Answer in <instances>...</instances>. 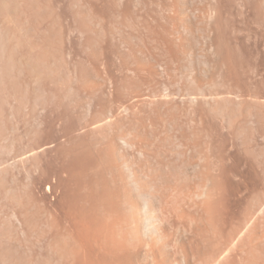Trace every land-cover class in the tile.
I'll list each match as a JSON object with an SVG mask.
<instances>
[{
  "label": "rangeland",
  "instance_id": "rangeland-1",
  "mask_svg": "<svg viewBox=\"0 0 264 264\" xmlns=\"http://www.w3.org/2000/svg\"><path fill=\"white\" fill-rule=\"evenodd\" d=\"M140 262L264 264V0H0V264Z\"/></svg>",
  "mask_w": 264,
  "mask_h": 264
},
{
  "label": "bare ground",
  "instance_id": "bare-ground-1",
  "mask_svg": "<svg viewBox=\"0 0 264 264\" xmlns=\"http://www.w3.org/2000/svg\"><path fill=\"white\" fill-rule=\"evenodd\" d=\"M104 120H105V119H104ZM100 121H101V120H100ZM128 179L132 180V178H131V177L129 178V176H128ZM128 179H127V183H128V182H131V181H128ZM132 181H134V180H132ZM135 182H136V181H134V183L131 182V183L129 184V185H131V188H133L132 186H134L135 184H136V185H135V188L137 187V182H136V183H135ZM123 187H124V186H123ZM139 187H140V186H138L137 189H138ZM131 188H130V189H131ZM133 189H134V188H133ZM137 189H136V190H137ZM139 189H140V188H139ZM139 189H138V190H139ZM124 190H125V189H124ZM136 190H135V191H136ZM141 190H142V189H141ZM140 193H141V192H140ZM125 195H127V194H125ZM123 198H125V197L123 196ZM126 198H127V196H126ZM151 198H152V197H151ZM151 198H150V199H151ZM121 199H122V198H121ZM131 199H132V198H131ZM138 199H139V198H138ZM124 200H125V199H124ZM124 200H123V203H124ZM141 200H142V198H141ZM152 200H153V199H152ZM126 201H127V200H126ZM126 201H125V205L122 203L124 206H126ZM131 201H132V200H131ZM142 201H143V200H142ZM147 201H148V200H147ZM147 201H145V202L143 201L144 203H143V205H141V206H143V208L141 209V214H140V211L138 212V214L141 215L142 219H140V222H139V223H136V224H138V225L140 224V229H139V230L142 232V234H147V235H148V233H149V235H150V234H153V235H154V233H155V235H156V233L158 234V232H157V229H158V228H159L160 230H163V229H164V228L162 229V228L159 227L161 221H160V223H158L159 226L157 225V222H159V220H161L162 218L159 219L160 217H157L158 215L155 216L156 214H158L156 211H149V209H148V205H149V204H148ZM149 201H150V200H149ZM155 201H156V199H155ZM158 201H159V200H158ZM128 202H129V200H128ZM128 202H127V203H128ZM119 203H120V202H119ZM131 203H132V202H131ZM129 204H130V202L127 204V206H128ZM132 204H133V203H132ZM141 204H142V203H141ZM157 204H158V203H157ZM161 204H162V203H161ZM161 204H159V206H160ZM134 205H136V204H134ZM134 205H133V206H134ZM154 205H155V204H154ZM129 206H130V205H129ZM131 207H132V206H131ZM131 207H130V209H131V210H134V209H132L133 207H132V208H131ZM122 208H125V207H122ZM128 208H129V207H128ZM136 208H137V207H136ZM136 208H135V210H136ZM150 208H151V207H150ZM157 209H158V208H157ZM160 209L162 210L161 207H160ZM163 209H164V208H163ZM110 210H111V212H112V209H110ZM120 210H121V209H120ZM138 210H139V209H138ZM161 210H160V211H161ZM113 211H114V210H113ZM127 211H128V210H127ZM158 211H159V210H158ZM134 212H135V211H134ZM132 214H133V213H132ZM134 214H135V213H134ZM134 214H133V215H134ZM164 214H165V213H164ZM135 215H137V214H135ZM132 218H134V217L132 216ZM172 218H173V217H172ZM138 219H139V218H138ZM138 219H137V221H138ZM162 221H163V220H162ZM172 221H173V220H172ZM169 223H170V221H169ZM126 224H127V223H126ZM167 224H168V223H167ZM138 225H137V226H138ZM162 225H164V223H163ZM123 226H124V225H123ZM130 226H131V225H130ZM130 226H129V227H130ZM157 226H158V227H157ZM127 227H128V226H127ZM129 227H128V228H129ZM135 227H136V226H135ZM138 227H139V226H138ZM162 227H163V226H162ZM166 228H167V227H166ZM136 229H138V228L136 227ZM127 230H128V229H127ZM160 230H158V231L160 232ZM165 231H166V230H165ZM136 232H137V231H136ZM141 232H140V233H141ZM162 232H164V231H162ZM166 232H167V231H166ZM127 233L130 234V232H127ZM135 234H138V233H135ZM159 234H161V233H159ZM162 234H163V233H162ZM162 234H161V235H162ZM161 235H159V236H161ZM237 235H238V234H237ZM137 236H138V235H137ZM144 236H145V235H144ZM151 236H152V235H151ZM154 237H155V236H154ZM238 237H239V236H238ZM140 238H141V237H140ZM146 238H147V237H146ZM163 238H165V237H163ZM156 239H157V237H156ZM233 240H234V239H233ZM126 241H127V240H126ZM146 241H147V240H146ZM146 241H145V243H146ZM151 241H152V240H151ZM153 241H154V243H155V240H154V239H153ZM157 241H158V240H157ZM163 241H164V240H163ZM166 241H168V240H166ZM128 242H129V241H128ZM147 242H148V244H149V241H147ZM159 242H161V241L159 240ZM159 242H157V245H158ZM166 243H168V242H166ZM168 244H169V243H168ZM128 245H129V243H128ZM145 245H146V244H145ZM151 245H152V244H151ZM141 246H142V245H141ZM141 246H140V247H141ZM160 246H161V245H160ZM164 246H165V247H168V245L166 246V244H165ZM164 246H163V247H164ZM146 247H148V246H146ZM180 247H182V246H180ZM184 247H185V246H184ZM84 248H85V247H84ZM87 248H88V247H87ZM119 248H120V247H119ZM121 248H122V247H121ZM141 248H142V247H141ZM144 248H145V247H144ZM151 248H152V247H151ZM189 248H190V247H189ZM159 249H160V248H159ZM166 249H167V248H165V250H166ZM169 249H170V248H169ZM174 249H175V248H174ZM89 250H90V249H89ZM89 250H88V251H89ZM154 250H155V249H154ZM165 250H164V251H165ZM167 250H168V249H167ZM167 250H166V251H167ZM140 251H141V250H140ZM140 251H139V252H140ZM157 251H158V250H157ZM159 251H160V250H159ZM159 251H158V252H159ZM164 251L162 250V251H160V252H161V253L163 252V254H164V253L166 252V251H165V252H164ZM168 251H169V250H168ZM86 252H87V251H86ZM100 252H101V251H100ZM120 252H121V251H120ZM122 252H123V250H122ZM146 252H147V251H146ZM150 252H151V251H150ZM191 252H192V251H191ZM104 253H105V252H104ZM106 253H108V252H106ZM106 253H105V254H106ZM168 253H169V252H168ZM170 253H171V252H170ZM182 253H183V252H182ZM98 254H100V253H98ZM149 254L151 255V253H149ZM166 254H167V253H166ZM179 254H180V253H179ZM109 255H110V254H109ZM123 255H124V254H123ZM129 255H130V254H129ZM147 255H148V254H147ZM152 255H153V254H152ZM169 255H170V254H168V256H169ZM176 255H178V254H176ZM180 255H182V254H180ZM185 255H186V254H185ZM185 255H184V256H185ZM187 255H188V253H187ZM194 255H195V254H194ZM124 256H125V255H124ZM165 256H166V255H165ZM110 257H111V256H110ZM113 257H114V256H113ZM113 257H112V258H113ZM152 257H154V256H152ZM158 257H159V255H158ZM174 257H176V256H174ZM167 258H168V257H167ZM184 258H185V257H184ZM184 258H183V259H184ZM187 258H190V257L187 256ZM101 259H102V258H101ZM107 259H108V258H107ZM107 259H106V260H107ZM118 259H119V258H118ZM150 259H151V258H150ZM160 259H161V258H160ZM181 259H182V258H181ZM193 259H194V257H193ZM97 260H99V257L97 258ZM142 260H143V259H142ZM142 260H141V261H142ZM165 260H166V259H165ZM165 260H163V261H165ZM176 260H177V259H176ZM176 260H175V261H176ZM99 261H100V260H99ZM102 261H103V260H102ZM114 261H115V260H114ZM135 261H136V260H135ZM152 261H153V260H152ZM155 261H156V260H155ZM155 261H153V262H155ZM157 261H158V260H157ZM179 261H180V260H179ZM184 261H185V260H184ZM195 261H196V260H195ZM100 262H101V261H100ZM112 262H113V260H112ZM112 262H111V263H112ZM116 262H117V261H116ZM116 262H115V263H116ZM143 262H144V261H143ZM143 262H142V263H143ZM106 263H107V262H106ZM124 263H125V262H124ZM151 263H152V262H151ZM160 263H161V262H160ZM167 263H168V262H167ZM176 263H177V262H176ZM185 263H186V262H185ZM108 264H109V263H108ZM120 264H121V263H120ZM135 264H136V263H135ZM140 264H141V262H140ZM149 264H150V263H149ZM153 264H156V263H153ZM183 264H184V263H183ZM187 264H189V263H187Z\"/></svg>",
  "mask_w": 264,
  "mask_h": 264
}]
</instances>
